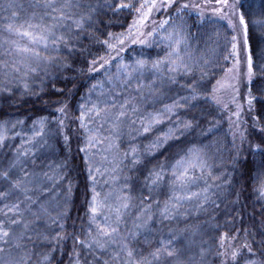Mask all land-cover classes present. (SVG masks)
I'll use <instances>...</instances> for the list:
<instances>
[{
    "label": "snow or ice",
    "instance_id": "obj_1",
    "mask_svg": "<svg viewBox=\"0 0 264 264\" xmlns=\"http://www.w3.org/2000/svg\"><path fill=\"white\" fill-rule=\"evenodd\" d=\"M239 0H34L29 5L32 9L21 18L17 12L5 17L0 26V48L7 58L0 59V97L12 96L20 87L24 95H37L34 89L36 80L40 81L39 91H44V76L49 75L48 69L70 70L75 57H83V66L78 71L83 74L104 72V79L98 80L89 88V93L101 89L95 101L89 97L79 105V115L73 120L69 111L68 100L52 101L57 107L55 112L59 118L49 120L39 117L33 121L32 136L24 143L28 148L18 146L13 157L0 161V243L19 248L20 241H31L33 235L44 241L45 249L36 253V264H53L54 253L62 249L63 243L71 239L72 250L68 253V264H208L207 257L212 255L219 264H264V233L256 239L248 228L236 227V218L225 219L223 223L216 221L214 215H209L212 221L210 227L216 233L211 237L214 247H201L199 260L191 258L187 262L181 259L178 250L171 239H160L157 246L147 253L136 247L141 230L150 231L149 224L154 219L153 207L158 210L164 220L183 215L181 209L185 202H195V210L208 211L207 206L219 209L220 203H225L213 188L221 185L215 183L220 177H213L211 166L203 158L200 148H180L164 161L153 164L152 158L157 153L163 154L169 141H179L188 131L198 126L193 115L183 118L178 115L183 111L187 115L196 107L202 98L227 110L235 106L232 115L237 119L233 138L236 136L242 143L247 141L250 149L264 153V107L256 109L254 101L257 97L251 89L247 93L244 105L237 101L235 84L226 83L230 76L236 80L239 72L235 66L228 69L226 77L217 80L209 90L202 81L209 73L203 64L196 61L188 45V21L185 16L195 12L201 19L209 10L220 19H227L228 26L235 32L237 27H243L245 35L247 24L244 14L238 12ZM19 7L9 4L5 9ZM165 13L166 18L150 31L147 21L153 14ZM131 17V23L128 18ZM125 24L127 27L125 28ZM124 28V31H110L113 27ZM165 26L171 29L168 30ZM163 29L167 34L161 39L167 41L166 51L157 58L140 55L128 58L124 53L130 45L151 47L155 42L149 39ZM89 42L86 47L84 40ZM237 36L231 37L232 51L224 59L234 55ZM245 43L247 41L245 40ZM96 48V51L92 50ZM115 66L116 71L112 72ZM200 75L197 78V72ZM43 73V76H41ZM235 73V74H233ZM145 74H148L146 77ZM247 77L251 81L254 73L251 57L248 59ZM108 89L107 98L103 91ZM176 91H173V89ZM229 91L230 99L225 102L218 93L221 89ZM260 99H264V88L258 89ZM64 95L63 90H57ZM124 92H134L135 95L117 98ZM171 92L172 95H168ZM181 92L185 94H181ZM170 102L165 103L163 98ZM151 98L162 107L147 112L138 117L140 127L132 128L137 135L149 133L155 125L165 119L176 120L172 127L162 136L153 139L141 150L135 145L120 153L116 142L122 135V127L127 123L132 127L137 123L131 117L140 109L133 100ZM246 112L250 117L251 126L255 130L253 140L249 141L245 131H241V115ZM131 114V115H130ZM73 120L82 130L84 146L79 149L85 153L84 164L90 181L92 193L86 209V221L78 231H66V220L69 215L68 202L73 184L68 177L66 162H54L40 167L32 157V151L37 145H49V140L62 137L65 144L70 143L68 124ZM23 120L14 123H0V148L7 147V141L14 138L9 133L22 125ZM246 123V121H245ZM10 125V126H9ZM108 125L109 127H105ZM107 133L103 135V133ZM131 135V133H129ZM19 135V133H14ZM107 144L106 152H112L114 166L104 169L94 164L89 150L97 144ZM107 160V156L104 157ZM29 162L32 167H29ZM151 165V166H149ZM127 169L135 172V177L124 175L121 183L120 173ZM197 170L199 175H197ZM107 175L112 184H120L101 197L96 191V176ZM204 181L199 191H191L198 181ZM255 192L259 199H264V168L257 171L253 177ZM109 181H106L109 182ZM211 181V183L209 182ZM65 182H67L65 184ZM137 185L139 187L137 188ZM63 186V197L59 198L56 189ZM167 192L164 193V189ZM138 192V195H134ZM161 193L167 199L161 201L157 196ZM216 195L217 199H212ZM61 199L63 202H61ZM220 200V203H217ZM138 201V203H134ZM234 203V202H233ZM138 211L132 221V227H127V215L131 208ZM188 210L185 209V212ZM53 213H55L53 215ZM43 224V230L38 227ZM145 242L150 243L145 237ZM4 254L0 264H31V256L27 260L16 258L11 253Z\"/></svg>",
    "mask_w": 264,
    "mask_h": 264
},
{
    "label": "trees",
    "instance_id": "obj_2",
    "mask_svg": "<svg viewBox=\"0 0 264 264\" xmlns=\"http://www.w3.org/2000/svg\"><path fill=\"white\" fill-rule=\"evenodd\" d=\"M34 0H0V26L5 17L11 15L12 11L18 13L23 18L32 11L29 5L33 4ZM9 4L19 7H13L6 11ZM238 12L244 14L247 24V32L245 40L247 41L248 56L251 57L253 67V77L247 84V93L251 89L252 94L257 97L254 101L256 109L259 110L264 107V99H260L258 89L264 88V0H242L239 2ZM188 21V45L187 50L191 51L193 58L204 65L205 70L209 73L202 81V84L209 90L216 84L217 80H221L226 76L230 68V61L232 56L227 60L224 59L231 52V37L234 35L232 29L224 21L212 20L207 15L201 19L195 12L189 16H185ZM128 23H131V17L128 18ZM127 24H125V28ZM168 28V26H166ZM171 30V29H170ZM110 31L121 32L124 28L119 26L113 27ZM245 34V31H244ZM3 36L0 35V40ZM151 47L130 45L126 53H124L126 61L128 58H135L140 55L144 57L157 58V54L164 55L167 41L156 40ZM86 47H90L89 42L85 39L83 41ZM164 43V44H163ZM96 51L95 47H92ZM3 55V48H0V59H5ZM72 63V69L64 70L51 67L48 69L49 75L44 76V91L40 92V81L36 80L34 89L37 95H24L23 89L20 87L10 97H0V123L9 121L14 123L17 120H23L22 125H17L10 136L14 138L7 141V147L0 148V161L5 157L11 158L16 153L18 146L24 148L30 145L24 143L32 136L33 121L39 117H48L49 120L59 118V113L55 112L57 105L52 103L56 100H68L69 111L73 120L78 116L79 103H81L84 95L89 91V88L98 80L104 79V72L81 74L78 69L83 66V57L77 56ZM148 77V74H145ZM199 78V71L197 72ZM43 76V73H41ZM63 90L64 95H61L57 90ZM173 91H176L174 88ZM181 94H185L181 92ZM220 94V93H218ZM168 95H172L171 92ZM103 99V98H101ZM165 103L170 102L166 97L163 98ZM196 103V107L192 109L187 115L183 111L178 115L183 118H190L195 116L198 121V126L193 130L185 133L180 137L179 141H169L165 146L166 150H162L163 154L157 153L152 158V163L164 161L172 153L178 151L180 148L193 147L203 150V158L208 161L211 166L213 177H220L215 183L220 184L219 188H213L221 199H225V203H220L219 209L208 207V211H196L194 207L195 202H185L184 208L181 209L183 215H177L173 219L164 220L160 217L158 210L153 207L154 219L149 224L150 231H142V235L138 237L136 247L147 253L153 247L157 246L160 239L168 240L173 236V246L178 250L180 257L185 262L189 258L198 261L201 247H214L211 237L216 233L210 227L212 221H209V215H214L216 221L223 223L225 219L236 218V227L248 228L256 239L260 238V233H264V199H259L255 192V184L253 177L257 171L264 168V153L250 149L249 143L241 142L239 136L233 138V127L230 126L229 111L222 109L212 103L211 100L202 98ZM140 111L132 116L137 123L129 127L127 123L122 127V135L116 141L119 144V151L123 153L130 145H135L141 150L148 145L153 139L162 137L176 120L173 116L171 121L165 119L163 123L155 125L153 129L144 134L137 135L132 131V128H139L140 123L138 117L147 112H152L155 109L162 107L161 103L153 102L151 98L140 100L139 98L133 100ZM131 115V114H130ZM73 120H68V131L70 135V143L65 144L62 137H54L49 140V145L41 147L37 145L32 149L36 160V164L44 167L47 164L54 162H66L65 171L71 179L73 188L71 197L68 202L69 215L66 220V231L71 233L78 231L84 221H86V209L91 198L90 181L88 180V172L84 164L85 154L79 149L84 146L82 130L79 129L78 123ZM245 127L248 140H253L255 130L251 126L250 117L245 113ZM10 126V125H9ZM19 133V135H14ZM131 133V135L129 134ZM108 165V164H107ZM106 165V166H107ZM29 167H32L29 162ZM151 166V165H149ZM107 168V167H106ZM128 175L135 177L137 173L128 172L127 169L120 173L121 183L123 176ZM197 175L199 171L197 170ZM104 181V180H103ZM211 183V181H209ZM67 182H65L66 184ZM120 186V184H117ZM204 186V181H198L196 185L192 186L191 191H199ZM139 185H137V188ZM59 193V198L63 197V186L56 189ZM167 189H164V193ZM161 193L157 199L163 201L167 199V195ZM138 195V192H134ZM212 199H217L214 195ZM61 202L62 199H61ZM234 202V203H233ZM138 203V201H134ZM185 209L188 211L185 212ZM138 209L133 207L129 209L127 219V227H132V221ZM55 213H53L54 215ZM43 230V224L38 227V231ZM145 237L150 243L145 242ZM19 248L11 245L5 246L0 243V247L5 248L6 253H11L13 257L23 258L27 260L31 256V264H36L38 259L36 253L45 250L42 245L44 241L33 235L31 241H20ZM73 242L71 239L66 240L62 249L54 253L55 260L53 264H68V253L72 250ZM4 257L0 253V260ZM208 264H219V261L212 255L207 257Z\"/></svg>",
    "mask_w": 264,
    "mask_h": 264
},
{
    "label": "rangeland",
    "instance_id": "obj_3",
    "mask_svg": "<svg viewBox=\"0 0 264 264\" xmlns=\"http://www.w3.org/2000/svg\"><path fill=\"white\" fill-rule=\"evenodd\" d=\"M242 0H239V2H241ZM231 2V0H230ZM239 2L237 5V10H238V6H239ZM210 17L212 20H218V21H224L228 24L227 19H220L218 16L213 15L211 13V11L209 10L208 12H206L205 16ZM166 18V14L165 13H159V14H153V16L149 19V21H147V28L142 29V31H150L153 27H155V25L153 24V21H155L156 24L159 23V21L161 19ZM166 27V26H165ZM167 28V27H166ZM169 31L170 28H168ZM233 31V30H232ZM167 33L163 30L160 29L158 30L157 34L154 35V37L157 36L156 40H162L161 38L163 36H165ZM233 34L237 36V40L235 41L236 43V50L234 55L232 56V60L230 61V68H233L235 66L236 71L239 72V76L236 80H232L231 77L229 76L226 79V83H232L236 85V88L238 90L237 92V101L241 104L244 105L245 109L247 108V104H246V99H247V84H248V77H247V70H248V47H247V43H245V34H244V29L243 27L238 26L236 31H233ZM154 37H151L149 39H154ZM163 41V40H162ZM164 44V43H163ZM153 45V44H152ZM138 46H143V45H138ZM231 51H232V45H231ZM229 68V69H230ZM112 72H115V66L112 67L111 69ZM235 74V73H233ZM226 77V76H225ZM224 77V78H225ZM111 86L106 84L104 85V89L103 91L105 92V97H101V98H107V92L108 89ZM101 89H97L95 92L93 93H89V91L84 95V97L81 100V103H84L86 100L89 99V97H91L92 101H95L96 98L100 95ZM222 99L225 102H228L230 99V95H229V91L225 88V89H221L219 92ZM129 95H135L134 92L130 93V92H124L122 93V96L117 98L118 102L120 100H122L124 97H127ZM79 103V105L81 104ZM79 108V106H78ZM229 111V116L231 117L232 121H236V117L232 115V112L235 111V106L234 105H230L229 108L227 109ZM245 113H242L241 115V131H245L246 127H245ZM78 115H79V111H78ZM106 128L109 127L108 125L105 126ZM233 127V132L236 131L235 127ZM246 133V132H245ZM107 133H103V135H106ZM239 136V135H237ZM107 147V144H97L94 148H91L89 150V154L92 155V159L94 164H96L97 166H99L101 168V171L103 172L104 169H111V167L114 166L113 163H110V161L113 160V155L114 153L112 152H106L105 148ZM85 154V153H84ZM107 156V160L104 159V157ZM108 164V165H107ZM107 165V166H106ZM104 180V181H103ZM96 191L99 192L101 194V197H103L105 194L109 193L110 191H112L114 188H118L120 187L117 184H112L109 181V177L107 175H97L96 176ZM106 181H109L106 183Z\"/></svg>",
    "mask_w": 264,
    "mask_h": 264
}]
</instances>
